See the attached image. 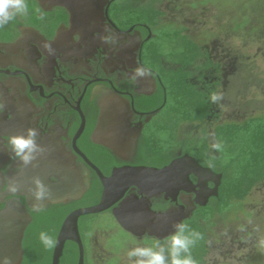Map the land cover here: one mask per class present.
Returning a JSON list of instances; mask_svg holds the SVG:
<instances>
[{
	"label": "flooded vegetation",
	"instance_id": "obj_1",
	"mask_svg": "<svg viewBox=\"0 0 264 264\" xmlns=\"http://www.w3.org/2000/svg\"><path fill=\"white\" fill-rule=\"evenodd\" d=\"M26 2V15H18L0 27V212L6 214L5 221L18 219L20 214L29 219L22 237V261L23 244L40 220H45L56 240L71 212L99 202L103 185L98 172L107 178L113 170L125 166L162 168L186 154L181 152L179 142L190 130L192 136L198 137L205 128L213 150L216 123L250 117L245 115L244 102L239 101L243 62L224 50L219 40L210 42L209 49L204 43L208 33L198 32L197 27L193 30L194 20L179 17L182 8L178 0ZM204 4L207 2H187L191 9ZM150 7L157 13L153 20L147 13ZM175 33L197 45L205 55L192 59L185 68L191 86L205 92L208 99L212 92H222L223 99L218 103L209 99L204 123L176 124L173 141L166 146L161 133L169 122L165 110L168 96L161 75L165 69L180 67L171 58H179L175 53L183 46L163 36ZM105 36L114 37V42H105ZM197 36L202 42L197 41ZM138 67L149 71L137 77ZM30 127L37 130L42 150L29 165H23L12 157L5 142ZM37 177H45L49 183H58L62 178L68 192L66 201L30 207L25 188L34 186L32 181ZM189 179L196 183L192 175ZM10 185L17 190L10 191ZM212 186L208 183L209 188ZM81 189L78 197L76 192ZM134 197L147 198L136 187H130L109 209L78 218L83 264H127L124 254L128 248L137 243L147 246L156 239L147 234L148 217L137 205L127 206L125 217L136 218L137 224L132 226L144 227L140 235L123 230L114 218L113 211L121 208L119 203ZM194 198V193L180 191L175 198L160 193L147 199L152 212L166 213L179 210ZM13 204L23 208H6ZM197 208L200 206L196 205L188 218ZM119 216L124 219V215ZM79 225L89 228L86 237H81ZM117 231L124 236L117 239ZM97 233L104 236L101 244L96 241ZM96 250L102 251L97 262L92 254ZM208 251L203 264H207Z\"/></svg>",
	"mask_w": 264,
	"mask_h": 264
},
{
	"label": "trees",
	"instance_id": "obj_2",
	"mask_svg": "<svg viewBox=\"0 0 264 264\" xmlns=\"http://www.w3.org/2000/svg\"><path fill=\"white\" fill-rule=\"evenodd\" d=\"M150 20L157 13L150 7L147 11ZM181 42L183 48L175 53L179 58L171 60L180 63L177 69H165L161 75L167 93L165 110L169 122L165 123L164 133L166 146L172 142V129L178 123H204L209 114L210 101L205 92L195 90L188 81L189 72L185 70L192 59L205 58L201 49L180 37L178 33L163 38ZM176 51V50H175ZM156 57L159 53H156ZM191 56V57H190ZM206 60V59H205ZM206 130L200 136L190 133L179 142L182 153L192 156L200 165L209 167L221 175L217 196L209 203L197 208L194 214L183 222L203 233L204 239L192 248L193 258L203 264L207 253V231L214 226L215 217L225 216L240 209L242 201L249 192L264 181V115L245 118L239 122H223L213 126L214 141L221 144L219 150L213 149L207 142ZM40 220L33 228L29 239L23 244L25 253L22 264H50L52 247H46L40 239V233L50 235L49 226ZM89 228L79 225L81 237L88 235ZM77 247L72 242H65L59 264H76ZM264 264V258L263 262Z\"/></svg>",
	"mask_w": 264,
	"mask_h": 264
},
{
	"label": "rangeland",
	"instance_id": "obj_3",
	"mask_svg": "<svg viewBox=\"0 0 264 264\" xmlns=\"http://www.w3.org/2000/svg\"><path fill=\"white\" fill-rule=\"evenodd\" d=\"M178 1L182 8L179 17L194 20L193 30L197 27L198 32L208 33L204 43L209 49L210 42L219 40L224 50L243 62L244 80L239 101L244 102L245 115H264V0H197L207 4L196 9L187 6L192 0ZM196 39L203 40L199 36ZM165 48L168 49V45ZM188 132L192 135L193 131ZM214 223L207 231L210 247L207 264H262L264 181L249 192L239 210L215 217ZM114 236L120 239L124 235L117 231ZM95 237L101 244L104 236L97 233ZM100 252L92 251L95 262Z\"/></svg>",
	"mask_w": 264,
	"mask_h": 264
},
{
	"label": "water",
	"instance_id": "obj_4",
	"mask_svg": "<svg viewBox=\"0 0 264 264\" xmlns=\"http://www.w3.org/2000/svg\"><path fill=\"white\" fill-rule=\"evenodd\" d=\"M104 145L108 148H113L109 144L104 143ZM98 175L103 185L99 202L91 207L77 209L65 218L56 237V243L53 246L50 264H59L66 241H70L76 245V264H83L84 251L77 228L78 218L109 209L123 198L125 192L130 187H136L139 190V194L147 198L160 193L175 198L180 191L195 194L193 202H187L179 210H170L166 213L152 212L149 208L148 199H138L137 197L122 200L119 203L121 208L113 211L114 218L123 230L133 235H140L143 233L144 227H141L142 225L137 228L132 226V224H137L136 218L128 217L126 219L127 217H125L127 206L137 205L148 217L147 224L145 225L148 229L147 234L163 239L173 231L172 226L175 222L183 221L191 215L196 205L203 207L210 197L217 196V189L221 180L220 174L215 173L210 168L202 167L188 154L177 157L168 165L159 169L145 166H125L113 170L107 178L103 177L99 172ZM190 175L196 179L195 184L190 181ZM41 181L47 185L50 195L45 200L38 202L32 196L31 189L34 186L26 187L25 193L30 207L39 208L47 203L66 201L68 192L62 178H59L58 183H49L45 177ZM208 183H212L213 186L209 188ZM82 191L83 189L79 190L76 192V195L79 197ZM6 208L23 207L19 204H13ZM120 214L124 215V219L119 216ZM6 218V214L0 212V259L6 258L8 264H21L23 256L22 237L29 219H26L23 214H20L18 219L11 221H5L7 220ZM139 223L141 222L139 221Z\"/></svg>",
	"mask_w": 264,
	"mask_h": 264
},
{
	"label": "clouds",
	"instance_id": "obj_5",
	"mask_svg": "<svg viewBox=\"0 0 264 264\" xmlns=\"http://www.w3.org/2000/svg\"><path fill=\"white\" fill-rule=\"evenodd\" d=\"M28 13V4L26 0H0V27L9 24L16 17ZM43 18V17H41ZM105 42H114V37H104ZM148 69L138 67L135 70V76H144ZM209 99L212 103H218L223 99V93L214 91ZM166 139L165 134L161 133V140ZM38 134L35 128L25 129L23 134L9 136L6 140V146L11 152L12 157L19 160L23 165H29L40 152L41 146L37 142ZM214 149L221 148L220 143L212 145ZM34 188L31 189L32 196L36 201H43L49 195V189L38 177L33 178ZM9 190L15 192V185H10ZM173 231L167 237L153 240L151 245H141L140 243L127 249V264H198L193 258L192 248L198 242L204 239L203 233L190 227L188 224L178 221L173 224ZM41 242L46 247H52L56 240L46 232L40 233ZM0 264H8L7 259H0Z\"/></svg>",
	"mask_w": 264,
	"mask_h": 264
}]
</instances>
